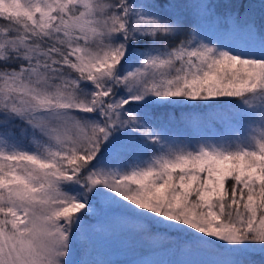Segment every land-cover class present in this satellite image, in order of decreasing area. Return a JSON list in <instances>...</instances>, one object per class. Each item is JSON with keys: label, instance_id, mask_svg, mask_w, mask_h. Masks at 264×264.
<instances>
[{"label": "snow or ice", "instance_id": "snow-or-ice-1", "mask_svg": "<svg viewBox=\"0 0 264 264\" xmlns=\"http://www.w3.org/2000/svg\"><path fill=\"white\" fill-rule=\"evenodd\" d=\"M101 213L185 257L131 264H264V0H0V264H110Z\"/></svg>", "mask_w": 264, "mask_h": 264}, {"label": "rangeland", "instance_id": "rangeland-1", "mask_svg": "<svg viewBox=\"0 0 264 264\" xmlns=\"http://www.w3.org/2000/svg\"><path fill=\"white\" fill-rule=\"evenodd\" d=\"M224 128L222 121H217L215 129ZM208 132L205 128H193L187 125H176L173 133L183 138H194ZM92 229L90 247L85 259L110 262V264H131L136 259H183L185 257L174 253H152L147 247L140 248L126 235L122 226L113 222L109 215L101 213L88 222ZM256 259H260L258 256Z\"/></svg>", "mask_w": 264, "mask_h": 264}, {"label": "trees", "instance_id": "trees-1", "mask_svg": "<svg viewBox=\"0 0 264 264\" xmlns=\"http://www.w3.org/2000/svg\"><path fill=\"white\" fill-rule=\"evenodd\" d=\"M257 2H258V0H257Z\"/></svg>", "mask_w": 264, "mask_h": 264}]
</instances>
